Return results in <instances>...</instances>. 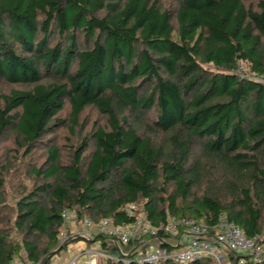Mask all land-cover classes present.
<instances>
[{
    "label": "trees",
    "instance_id": "16d2710c",
    "mask_svg": "<svg viewBox=\"0 0 264 264\" xmlns=\"http://www.w3.org/2000/svg\"><path fill=\"white\" fill-rule=\"evenodd\" d=\"M0 152V264H49L71 217L225 215L264 240V0H0Z\"/></svg>",
    "mask_w": 264,
    "mask_h": 264
},
{
    "label": "built area",
    "instance_id": "2783aa9c",
    "mask_svg": "<svg viewBox=\"0 0 264 264\" xmlns=\"http://www.w3.org/2000/svg\"><path fill=\"white\" fill-rule=\"evenodd\" d=\"M129 210L133 212L137 207L131 205ZM63 215L67 218L66 213ZM160 231L167 237L159 236ZM94 234L110 238L122 254L125 253L123 248L134 243L131 253L135 255L134 261L138 264H157L167 260L191 263L204 259H209L210 264H225L228 259L231 264H244L243 256H251L256 263L264 262V240L259 236L247 237L225 215H221L218 224L211 228L191 219L169 220L167 225L157 228L145 214L124 226H116L108 219L97 225L84 220L79 236L87 239ZM65 237L66 234L61 236V240ZM98 252L93 256L115 258L105 252Z\"/></svg>",
    "mask_w": 264,
    "mask_h": 264
},
{
    "label": "rangeland",
    "instance_id": "374dc122",
    "mask_svg": "<svg viewBox=\"0 0 264 264\" xmlns=\"http://www.w3.org/2000/svg\"><path fill=\"white\" fill-rule=\"evenodd\" d=\"M68 111L69 110H67V109L65 110L64 116L65 115L67 116L69 114ZM66 134L67 133H66L65 129H60L55 134V139L58 140L59 142H63ZM7 146H8V143H5L3 146V149L7 148ZM41 151L42 150H38L33 154V157L30 159V161L32 163L36 162V164L37 163L40 164L42 162V161L38 162V159H40V157H42ZM0 154H1V152H0ZM24 163L26 164V162H24ZM24 163H18L20 166L16 167V169H15V167L12 168L11 170H9V173L7 174V176H8L7 186H6L7 194L10 197L12 196V198L16 194L15 189L19 188V186L25 184L29 188L33 184V180L30 177L22 174L23 171L25 172L28 168L27 167L28 165H25ZM141 215H143V212ZM71 221H73V222H71ZM80 230H81L80 224L75 222L71 217V220L68 223H66V225L62 228V232H61L62 235L61 236L66 234V237L64 239H62L61 241L65 242L68 239L67 237L73 236L75 234L80 235L81 234ZM70 238H73V237H70ZM84 242H86V243L84 244ZM96 251L104 253V251L102 250L101 245L99 243H93V242L89 243V242L83 240L82 238L76 239V240H74V242H72L65 249V251H63L62 254L60 252V253L54 255L51 258L49 264H99L100 260L102 258H105V256H103V257L93 256V254H95ZM104 254H107V253H104ZM105 259H108V258H105ZM226 262H225V264H231V260L229 261V259ZM22 264H25V263L22 262Z\"/></svg>",
    "mask_w": 264,
    "mask_h": 264
},
{
    "label": "crops",
    "instance_id": "0c3cea01",
    "mask_svg": "<svg viewBox=\"0 0 264 264\" xmlns=\"http://www.w3.org/2000/svg\"><path fill=\"white\" fill-rule=\"evenodd\" d=\"M71 222H73V221H71ZM76 229V228H75ZM83 239V238H82ZM83 240H85V239H83ZM86 241V240H85ZM86 242H84V244H85ZM96 243H99V242H96ZM63 251H65V250H63ZM63 251L61 252V254L63 253ZM16 264H22V262L19 260V259H16Z\"/></svg>",
    "mask_w": 264,
    "mask_h": 264
}]
</instances>
